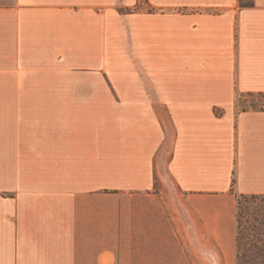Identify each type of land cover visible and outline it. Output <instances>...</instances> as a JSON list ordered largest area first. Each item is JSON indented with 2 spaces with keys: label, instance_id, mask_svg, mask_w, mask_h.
Segmentation results:
<instances>
[{
  "label": "crops",
  "instance_id": "1",
  "mask_svg": "<svg viewBox=\"0 0 264 264\" xmlns=\"http://www.w3.org/2000/svg\"><path fill=\"white\" fill-rule=\"evenodd\" d=\"M242 2L0 0V264H234L237 195L264 194Z\"/></svg>",
  "mask_w": 264,
  "mask_h": 264
},
{
  "label": "trees",
  "instance_id": "2",
  "mask_svg": "<svg viewBox=\"0 0 264 264\" xmlns=\"http://www.w3.org/2000/svg\"><path fill=\"white\" fill-rule=\"evenodd\" d=\"M235 217V264H264V194H238Z\"/></svg>",
  "mask_w": 264,
  "mask_h": 264
},
{
  "label": "rangeland",
  "instance_id": "3",
  "mask_svg": "<svg viewBox=\"0 0 264 264\" xmlns=\"http://www.w3.org/2000/svg\"><path fill=\"white\" fill-rule=\"evenodd\" d=\"M111 83H112V82H109V81L107 80V87H109V85H112ZM112 86H113V85H112ZM112 86H110V87H112ZM257 99H258V98H254V97L240 98V105H241V107H242V106H247V107H249V105H251V103H256V100H257ZM240 105H239V107H240ZM203 253H204V252H203ZM204 261H206L207 264H213V263H215V261L210 262L209 259H208V257H205V256L203 255V262H202V264H205ZM217 263H218V264H227V262L225 261L224 257H222V256H219V258H217ZM234 264H235V259H234Z\"/></svg>",
  "mask_w": 264,
  "mask_h": 264
}]
</instances>
